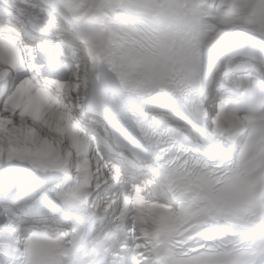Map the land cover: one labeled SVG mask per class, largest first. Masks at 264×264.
I'll list each match as a JSON object with an SVG mask.
<instances>
[{
	"label": "clouds",
	"instance_id": "clouds-1",
	"mask_svg": "<svg viewBox=\"0 0 264 264\" xmlns=\"http://www.w3.org/2000/svg\"><path fill=\"white\" fill-rule=\"evenodd\" d=\"M0 264H264V0H0Z\"/></svg>",
	"mask_w": 264,
	"mask_h": 264
}]
</instances>
